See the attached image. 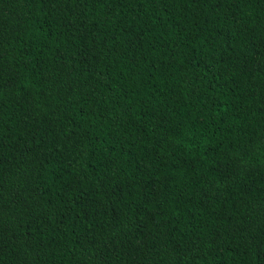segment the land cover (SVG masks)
<instances>
[{"label":"trees","instance_id":"1","mask_svg":"<svg viewBox=\"0 0 264 264\" xmlns=\"http://www.w3.org/2000/svg\"><path fill=\"white\" fill-rule=\"evenodd\" d=\"M0 264H264V0H0Z\"/></svg>","mask_w":264,"mask_h":264}]
</instances>
